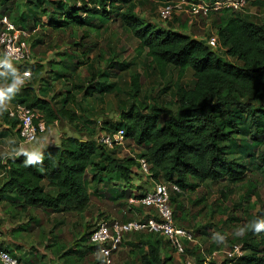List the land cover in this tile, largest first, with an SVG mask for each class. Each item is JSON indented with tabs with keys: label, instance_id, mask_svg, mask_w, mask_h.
Returning <instances> with one entry per match:
<instances>
[{
	"label": "trees",
	"instance_id": "1",
	"mask_svg": "<svg viewBox=\"0 0 264 264\" xmlns=\"http://www.w3.org/2000/svg\"><path fill=\"white\" fill-rule=\"evenodd\" d=\"M50 1L57 7L67 4L57 19L47 21L50 29L85 28L94 23L103 25L113 18L130 30L138 40L137 53L145 52L162 77L170 67L176 69L175 111H169L157 103L141 101V76L138 72H132L128 90L130 104L120 101L119 121L103 123L97 128L82 121L78 111L72 108L79 104L76 96V90L80 88L78 85L73 84L65 91L63 98L56 101V97H46L45 87H40V84V92L37 93L35 89V80L43 69L39 62L26 61L1 67L0 98L12 96L14 105L23 104L36 109L47 125L65 121L72 133L63 135L57 144L47 145L33 154L0 156V173L3 175L0 200L4 195L14 193L20 199L21 206L42 207L49 213L83 212L90 202L88 170H93L92 181H100V175L104 174L111 180L122 181V191L132 187L131 182L136 175L134 168L139 165L136 159H117L108 153L107 147L93 139L99 131L113 133L118 129H123L124 138L145 147L139 157H144L149 163L150 179L154 182L163 179L180 189V192L170 193V201L172 194L180 196L188 188L195 189L207 181L228 179L232 183H239L246 178L247 167L234 157H229L227 143L234 139L240 126L244 129L245 125L250 130L253 127L264 140V24L249 21L239 11L230 9L213 11L208 15L197 14L209 17L207 22L214 29L224 54L236 61L230 62L222 58L219 48H208L201 42V39L207 42L209 38L182 31L187 29L185 24H181L178 30L157 27L145 21L137 14L134 1ZM1 3L4 9L8 8L3 0ZM252 3L264 8V0H254ZM27 4L33 6V10L39 7L38 3L30 0H25ZM26 10L30 9L26 7ZM219 11H222L219 16H213L212 13ZM0 14L1 19L10 13L3 10ZM26 18L27 13L22 10L18 17L22 25L14 24L25 29L23 20ZM87 37L88 33H85L78 43L72 44L85 57V61L89 58V48L85 45ZM65 56V62L53 61L50 70L54 71L59 66L61 70L56 71V75L69 78L78 67L77 62L73 61L77 55L69 53ZM117 66L118 69H126L129 64H119L112 59L109 67L114 69ZM26 69L30 70V77L18 83V74ZM187 69L192 70L194 78L191 88L182 82ZM102 74V71L93 74L92 80ZM13 85H18V88H12ZM111 87L112 83L89 86L84 95L104 94ZM163 115L167 117L161 122ZM0 118L8 129H17V120L9 116L8 107L3 109ZM16 133L18 135V129ZM257 160L264 169V149L257 155ZM229 192H232L231 189ZM137 195L140 194H131ZM178 207H175L177 213L174 220L178 218ZM260 215L247 214L242 235L238 238L241 249L247 253L239 257L235 264L240 259L251 264H264V229L256 231V225L264 223ZM154 233H133L138 238V250L141 251L140 264H166L171 259L169 255H162L160 239ZM87 247L99 251L98 247ZM212 251H208V254ZM210 264H225V261H210Z\"/></svg>",
	"mask_w": 264,
	"mask_h": 264
},
{
	"label": "rangeland",
	"instance_id": "2",
	"mask_svg": "<svg viewBox=\"0 0 264 264\" xmlns=\"http://www.w3.org/2000/svg\"><path fill=\"white\" fill-rule=\"evenodd\" d=\"M1 1L0 12L4 10L10 13L7 18L16 25H22L18 20L19 12L24 10L28 15V18L23 20L25 29L30 33L28 42L31 54L28 63L39 62L43 65L41 74L35 80L34 86L37 93L40 92V84V87H45L46 97H56V101H59L73 84L78 85L80 88L76 90V96L79 104L73 105L72 108L78 111L82 121L98 128L103 123L113 124L119 121L120 101L130 104L128 97L130 74L138 72L142 83L140 100L146 103H157L160 107L175 111L176 69L170 67L167 74L162 77L145 52L137 53L138 40L118 20L110 18L108 23L103 25L94 23L85 28L72 26L53 30L47 26V21L57 19L67 4L57 7L50 3V0H30L39 4V7L33 10L30 4L25 5V0H3L4 6L8 7L4 9ZM131 1L136 4L137 14L157 27L179 28L178 26L185 24L187 25L185 32L206 38H210L215 33L212 27L206 25L209 17L200 15L191 17L183 13L163 21L159 17V9L165 3L163 0ZM253 1L248 0L247 5L238 13L244 15L249 21L264 24V8L253 4ZM26 7L30 10H26ZM221 13L222 11L212 14L219 16ZM85 33H88L85 42L89 48L87 61L72 45L78 43ZM217 48L224 60L236 62L234 58L224 54L220 44ZM69 53L77 55L73 61L77 62L78 67L69 78L59 77L56 71H60V67H55V70L51 71L50 64L53 61H63L65 55ZM112 59L119 64L125 62L129 66L126 69H118V66L112 69L109 67ZM99 71L104 74L93 81V74ZM182 82L187 88L193 86L194 78L191 69L186 70ZM110 83L112 87L104 94L95 93L91 97H85L84 91L87 87H99L101 84ZM13 105L12 96L0 98V115L4 108ZM166 117L163 115L160 121L163 122ZM1 124L0 118V156L5 158L12 156L11 153L17 149V147L14 148L16 130L5 131ZM57 127L63 135L72 133L70 125L65 121L58 122ZM227 145L229 157H234L248 169L246 178L242 182L232 183L228 179L217 182L207 181L195 189L188 188L180 196L171 195L170 202L174 214L177 213L175 207L179 206L175 223L191 229L197 243L189 242L186 245L187 255L193 258L192 264H210V261L220 263L223 256L207 260L208 251L216 250L223 255L235 246L241 247L238 238L242 235V226L247 214L261 213L260 216L264 221V169L257 160V155L264 149V140L255 133L253 127L250 130L249 126L245 125L244 129L240 126V131ZM144 151L145 147L126 138L123 145L108 148V153L117 159L138 158ZM92 173L93 170L87 172L90 202L83 212L49 213L42 207L21 206L20 199L14 193L3 196L0 200V224L4 226L3 239L7 238L12 242L11 246L19 249L20 254L17 257L22 262L26 264H104L99 251L90 250L87 247L89 246L87 235L98 219L107 216L109 219L128 220L137 216L155 215L152 208L132 206L128 202L131 194L145 192L143 186L137 187L140 182L149 187L153 185L148 176L136 173L131 182L132 187H126L122 191L124 189L122 181L111 180L101 174L100 181L95 182L91 180ZM2 182L3 175L0 173V185ZM145 232L154 233L151 230L141 233ZM135 235L130 234L126 237L122 248L114 255L113 264H140L141 251L138 250V238ZM156 236L161 242L162 255L171 256L166 264H184L170 245L159 235ZM246 253L247 251H244V255ZM238 261V264H251L242 259Z\"/></svg>",
	"mask_w": 264,
	"mask_h": 264
},
{
	"label": "built area",
	"instance_id": "3",
	"mask_svg": "<svg viewBox=\"0 0 264 264\" xmlns=\"http://www.w3.org/2000/svg\"><path fill=\"white\" fill-rule=\"evenodd\" d=\"M247 3L248 0H172L165 2L161 6L159 17L164 21L170 20L181 13H187L193 17L197 14L208 15L210 12L222 9L239 11ZM0 26V68L9 63H24L28 61L31 54L28 42L30 33L21 27H17L7 17L0 19ZM207 43L214 48L219 45L217 38L213 36L208 39ZM30 75V70L22 71L17 76V82H23ZM8 114L17 120L19 143L22 145H35L40 138L45 139L44 143L46 146L55 145L63 136L60 132L56 133L54 131V127L57 129L56 122L47 125L40 118L41 115L36 109L17 104L8 107ZM93 139L98 144L113 148L124 144V131L123 129H118L113 133L99 131L94 135ZM22 152L24 153L25 151ZM36 152L29 153L33 154ZM135 159L139 164L137 168H134L135 174L143 173L149 176L151 173L147 160L144 157ZM172 191L180 192V189L172 183L158 181L154 182L151 190L137 196H131L128 199L129 204L152 208L155 212L154 216H137L128 220L104 217L96 221L94 228L89 233L88 243L99 248L104 264H113L114 255L122 248L128 235L148 230L157 233L168 243L181 262L192 264L193 258L187 255L186 245L189 242L195 244L196 241L190 229L175 223L173 208L170 204V193ZM3 233L0 228V240L3 239ZM242 255H244V251L241 247L235 246L231 251L224 252L223 255L214 250L206 256V259H216L217 256H223L221 261H225V264H235V261ZM0 264L23 263L0 246Z\"/></svg>",
	"mask_w": 264,
	"mask_h": 264
},
{
	"label": "crops",
	"instance_id": "4",
	"mask_svg": "<svg viewBox=\"0 0 264 264\" xmlns=\"http://www.w3.org/2000/svg\"><path fill=\"white\" fill-rule=\"evenodd\" d=\"M204 1H206V0H204ZM210 23L209 22H207L206 23V25H208V26H210L209 25ZM180 29H181V27L180 26H178ZM179 28H174V29H179ZM182 31H186V30H183V29H181ZM212 37V36H211ZM213 37H216V35L214 34L213 35ZM57 124V123H56ZM2 125V127H3V129H5V131L6 130H10V129H8V127H7V125H5V124H1ZM16 131H17V129H15ZM54 131L56 132V133H61V134H63L60 130H58V127H57V129H56V127H54ZM18 135H17V133H16V135H15V137H14V142L16 143V145L14 146V148L15 147H17V149L15 150V152H12L11 154L12 155H17V154H30L29 152H33V151H40L41 149H43L45 146H46V144L44 143V138H40L38 141H37V143L34 145V144H29V145H22V144H20L19 143V138L17 137ZM57 142H58V140H57ZM56 142V143H57ZM35 148V149H34ZM33 149V150H32ZM22 151H25L24 153L22 152ZM133 180V179H132ZM151 181H152V184L154 185V181L152 180V179H150ZM153 185L151 186V187H149V185H144V184H142L141 182L137 185V187L138 186H140V187H144L145 188V192L146 191H149V190H151L152 189V187H153ZM144 193V192H143ZM4 226L3 225H1L0 224V228L2 229V230H4V228H3ZM10 243H12V242H10L9 240H7V238L6 239H1L0 240V246L2 247V248H4L5 250H7L11 255H13V256H15V257H17L18 256V254H20V252H19V249L16 247V246H11V244ZM18 258V257H17ZM18 259H20V258H18Z\"/></svg>",
	"mask_w": 264,
	"mask_h": 264
},
{
	"label": "water",
	"instance_id": "5",
	"mask_svg": "<svg viewBox=\"0 0 264 264\" xmlns=\"http://www.w3.org/2000/svg\"><path fill=\"white\" fill-rule=\"evenodd\" d=\"M198 39V38H197ZM201 42L204 43L208 48H212L205 39H201ZM12 88L17 89L18 85H13ZM75 136H78L77 134H75ZM58 146V145H57Z\"/></svg>",
	"mask_w": 264,
	"mask_h": 264
},
{
	"label": "clouds",
	"instance_id": "6",
	"mask_svg": "<svg viewBox=\"0 0 264 264\" xmlns=\"http://www.w3.org/2000/svg\"><path fill=\"white\" fill-rule=\"evenodd\" d=\"M261 229H264V223L256 225V231L259 232Z\"/></svg>",
	"mask_w": 264,
	"mask_h": 264
}]
</instances>
